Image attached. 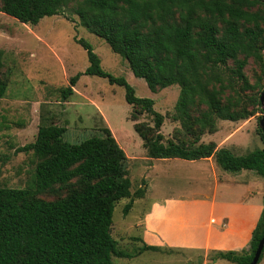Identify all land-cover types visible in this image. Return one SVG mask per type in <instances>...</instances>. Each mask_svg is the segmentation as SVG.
I'll return each mask as SVG.
<instances>
[{
  "label": "trees",
  "instance_id": "1",
  "mask_svg": "<svg viewBox=\"0 0 264 264\" xmlns=\"http://www.w3.org/2000/svg\"><path fill=\"white\" fill-rule=\"evenodd\" d=\"M71 3L80 23L123 57L152 92L178 85L174 118L184 126L192 120L198 129L190 139L165 141L160 131L164 115L153 108L154 100L137 97L123 76L105 71L83 38L77 43L87 52L88 66L69 78L61 90L63 99L72 94L81 75L105 77L111 84L124 86L128 104L152 116V127L139 123L134 127L146 157L196 160L212 156L224 170L251 169L264 177V134L258 126L263 114L264 15L252 10L264 5L262 0H0V11L34 25L44 16L61 14ZM249 57L260 65L255 85L248 83L243 71ZM2 65L0 49V70ZM254 88L255 95L242 93ZM5 89L0 77V97ZM257 112L256 132L262 147L238 155L227 147L217 148L212 141H200L204 133L217 129L218 120H243ZM65 130L55 124L40 125L32 142L16 148L17 152L32 151L37 161L28 186H0V264H112V256H132L119 250L111 235L115 203L129 198L122 210L127 215L133 201L145 193L141 186L130 190L124 150L108 127L102 136L77 143L63 139ZM68 185L72 188L56 200L38 196ZM263 234L264 193L248 247L210 250L209 260L248 264ZM158 249L143 243L140 251ZM263 251L264 246L258 262Z\"/></svg>",
  "mask_w": 264,
  "mask_h": 264
},
{
  "label": "rangeland",
  "instance_id": "2",
  "mask_svg": "<svg viewBox=\"0 0 264 264\" xmlns=\"http://www.w3.org/2000/svg\"><path fill=\"white\" fill-rule=\"evenodd\" d=\"M73 6L71 3L61 14L44 16L34 25L19 22L0 11V49L3 50L0 77L6 84L0 97V186L23 188L31 183L37 160L32 151L17 152L16 148L32 142L38 126H64L63 139L73 143L102 136L104 128L108 127L128 158L131 192L140 186L145 190V195L135 200L127 215L122 210L129 198L115 203L111 235L117 242V248L132 256H112V264H234L226 259L209 260L210 250L206 253L203 249L182 246L158 244V250L140 251L146 242L137 240V237L142 235L143 215L151 203L169 196L192 197L196 193H210L213 177L209 172L201 179L195 175L196 165L184 159H154L149 165L142 139L134 127L136 123L152 127V116L125 101L124 86L111 84L105 77L83 74L74 85L72 94L62 98L61 90L67 86L69 78L88 66L87 52L77 43L79 38H83L91 44L105 71L123 76L137 97L154 100L153 108L164 115L160 131L165 141L190 139L198 129L192 120L184 126L174 118L178 85L152 92L144 79L132 73L123 57L80 23ZM252 10H259L264 15L262 4L253 6ZM261 52L264 58V49ZM228 65L233 67L234 62L229 60ZM243 71L248 83L255 85L261 75L259 62L249 57ZM256 91L257 88L245 89L242 93L255 95ZM244 105L251 108L248 103ZM192 114L197 115L198 111L193 109ZM258 114L246 119L251 120L247 125L246 152L259 146L260 138L256 132ZM219 135L216 133L211 138L217 139ZM70 188L72 185L55 186L38 196L56 200L66 195Z\"/></svg>",
  "mask_w": 264,
  "mask_h": 264
},
{
  "label": "crops",
  "instance_id": "3",
  "mask_svg": "<svg viewBox=\"0 0 264 264\" xmlns=\"http://www.w3.org/2000/svg\"><path fill=\"white\" fill-rule=\"evenodd\" d=\"M248 124L251 120H218L217 129L204 133L200 141H212L217 148L227 147L235 154H243ZM216 133H220L217 139L211 138ZM258 144L257 148L263 145L260 140ZM146 158L152 165L154 159ZM189 161L196 165L195 175L201 179L203 174L211 172V192L196 193L192 197L169 196L152 202L143 215L142 235L137 238L148 245L182 246L203 249L206 253L247 248L263 207L264 178H259L261 175L251 169L224 170L212 156ZM257 264H264V251Z\"/></svg>",
  "mask_w": 264,
  "mask_h": 264
},
{
  "label": "water",
  "instance_id": "4",
  "mask_svg": "<svg viewBox=\"0 0 264 264\" xmlns=\"http://www.w3.org/2000/svg\"><path fill=\"white\" fill-rule=\"evenodd\" d=\"M262 1L264 2V0H262ZM260 100L262 103L263 114H262V117L260 118V120L258 121V126L260 127L261 131L264 134V90L262 91V93L260 95ZM263 246H264V234L260 238V240L258 241V244L254 250L253 256H252V258L248 264H257L259 257H260V254L263 250Z\"/></svg>",
  "mask_w": 264,
  "mask_h": 264
}]
</instances>
